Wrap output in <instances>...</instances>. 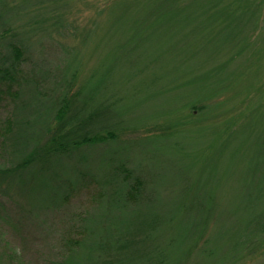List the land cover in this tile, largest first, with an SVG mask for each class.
Listing matches in <instances>:
<instances>
[{
  "label": "rangeland",
  "instance_id": "rangeland-1",
  "mask_svg": "<svg viewBox=\"0 0 264 264\" xmlns=\"http://www.w3.org/2000/svg\"><path fill=\"white\" fill-rule=\"evenodd\" d=\"M29 1L16 0L24 7L21 14L13 10L10 17L8 13L3 16L11 18L9 23L18 31L28 30V36L22 35V43L36 44V49H31V60L28 57L19 63L14 81L0 79V168L17 163L18 153L10 139L18 131L33 142L42 132L40 144L49 136L50 132L43 129L48 122L45 114L49 101H56L63 89L60 58L67 45L75 49L69 61L74 64L80 58L83 67L70 86L69 98L83 79L87 92L97 88L91 104L105 99L110 104L102 110L107 117L99 121L117 118L124 127L114 130L117 136L111 143L64 153L47 163V169L30 172L33 176H27L26 187L40 199L42 192L55 195L64 182L78 178L76 190L62 204L33 208L15 183H0V264H53L68 248L67 242L83 233L78 225L95 207L101 187L106 194L97 203L93 217L85 222L92 226L90 236L94 239L143 230L162 247L169 237L188 230L193 220L196 235L203 227L204 236L209 237L230 229L231 219L237 218L232 214L234 205L249 188L240 185L239 178L264 153V0H252L260 1L258 14L241 28L236 24L248 15L245 9H239L234 17L217 13L223 29L216 37L208 40L196 29L189 32L191 42L184 47L162 41L171 32L162 25L169 11L131 8L137 0ZM114 3L120 5L116 15L115 7L109 9ZM56 19L58 25H53ZM90 30L97 38L85 40ZM242 38L248 43L245 52L229 64L232 67L216 71L213 78H222L219 82L227 85L225 92L198 102L202 111H183L188 97H183L185 92L177 86L176 70L183 55L219 58L235 49L238 42L243 43ZM32 86L36 90L30 92ZM19 100L27 106L23 110L27 121L24 129L17 119L21 113L16 114ZM167 114L171 115L168 119L156 120ZM50 122L54 126L53 117ZM113 159L125 162L145 179L146 168L150 183L138 199L120 202L125 187H115L111 184L113 176L107 180L101 175L112 174L108 166ZM212 168L218 170L219 185L210 180ZM254 248L233 264H264V248ZM204 249L202 241H197L188 264H207ZM172 250L177 251V247L172 245ZM173 254L177 259L183 255L180 251ZM136 261L125 264H140Z\"/></svg>",
  "mask_w": 264,
  "mask_h": 264
},
{
  "label": "trees",
  "instance_id": "trees-1",
  "mask_svg": "<svg viewBox=\"0 0 264 264\" xmlns=\"http://www.w3.org/2000/svg\"><path fill=\"white\" fill-rule=\"evenodd\" d=\"M15 1L0 0V79L9 82L14 81L19 63L24 62L28 57L31 60V49H36V44L34 45L30 41V44H26L27 48L22 43V35L28 36V30L21 29L18 31L14 24L9 23L11 18L5 19L3 17L6 13L10 17L13 10H16V14H21L20 10L24 7H20ZM259 2L252 0H137V3H132L131 8L146 6L153 10L169 11L170 14L163 19L162 25L169 30L171 28V32L162 37V41L163 43H173L175 47L176 45L184 47L191 42L187 38L189 32H195L196 29H200L199 32L204 34L208 40L215 38L219 30L223 29L216 19L219 12L228 13V15L234 17L239 9H245L248 15L242 16L236 24L237 27L240 26L239 28H241L242 24H246L252 16L258 14ZM25 3L28 4L30 1L25 0ZM115 4L111 5L109 9L115 7L116 13L111 12L116 15L120 10L118 7L120 5L115 6ZM25 8L28 7L25 6ZM2 18L4 19L2 20ZM56 20L53 25H58L59 20ZM116 21L119 20L116 19ZM180 32L182 34L179 37ZM87 33L85 34V40L97 38L93 30ZM129 34L131 33L129 32ZM224 42L227 43L228 41ZM216 43L218 44L220 41L216 40ZM247 47L248 43L243 40L241 44L238 42L235 49L222 52L223 55L219 58L200 59V56L183 55L176 69L179 80L177 86L185 92L183 97H188L187 100L184 99L182 110L185 111L189 108L201 110L202 107L198 106V102L201 103V101L215 98L225 92L227 85L224 86L223 83L219 82L222 78L213 79L216 75L215 72L222 67H225L224 69L232 67L229 64L233 63L237 56L242 55ZM190 48L194 49V45H191ZM195 49L199 50V48ZM74 50L68 45L62 48L60 85L63 89L56 101L55 98L52 101L47 97L50 100V106L45 114L48 122L43 129L47 133L50 132V134L46 141L40 144L42 132L39 138L33 142L25 140L24 136L22 137V131H18L16 136L10 139L15 145V152L18 153L17 163L11 167L0 168V183L5 180L10 184L15 183L18 189L23 190L26 197H29L28 204L33 208L39 207L40 210L52 208L68 199L77 188L78 178L64 182L63 186L57 189L55 195L42 192L40 195L43 197L40 199L26 187L27 176L32 174L30 172L37 169L39 171L47 169V163L50 162L51 164L53 160L61 158L64 153L80 152L89 146L98 145L100 147L102 144L111 143L117 136L114 130L124 127L121 120L117 118L112 121H99L107 117L106 112L102 110L110 104L106 99L102 102L96 101L98 103L95 105L91 104L92 100H95L94 95H97V88L87 92L82 85L83 79L73 92V98H69L70 86L77 74L83 70L80 58L76 59L74 64L69 61V56H72ZM194 53L197 52L193 50L192 55H195ZM33 84L35 83L33 82ZM34 90L36 88L32 86L30 92ZM35 92L37 93V91ZM38 96L42 95L38 94ZM31 101L32 99L28 101V105ZM26 108L27 106L20 100L16 103V114L21 113L20 118L17 119H19V126H22V129L27 127V121L23 116V110H26ZM170 116L167 114V116H160L156 120L163 121V119L166 120ZM50 117H53L55 121L54 126L50 125ZM156 124L158 122L149 125L155 126ZM117 160L113 159L108 166L112 174L103 173L101 175L107 180L113 176V182L111 183L113 186L125 187L120 202L130 203L147 191L146 188L150 183V179L145 167L143 169L146 172V179L127 168L125 162H117ZM249 169L239 178L240 185L249 186V188L243 193L239 202L234 205L232 214L237 218L235 220L231 219L230 229L228 228L222 235L209 237L210 235L204 236L206 229L204 230L203 227L196 235L194 233L196 222L193 223V220L188 230L177 236L169 237L166 242L167 245L165 244L162 247L156 244L155 237L146 235L143 230H141L142 232H114L102 238H92L90 236L92 226L89 227L85 222L93 217V214L97 211V203L106 194V190L99 186L101 187V193L98 195L95 207L82 217L81 226L78 225L80 232L83 231V233L67 242L69 244L68 248L63 250L61 257L53 261V264H125L133 259H137L136 262L140 264H182V262L188 264L192 248L197 241H202V245L205 247L207 264H233L245 254L246 250L254 251V247L264 248V153H262L260 161ZM217 175L218 170L215 168L210 178L213 185H219L217 184ZM95 178L99 182L100 178L98 176ZM19 181L22 183L20 184ZM118 229L119 226H117ZM222 239L224 240L223 244L220 242ZM172 245L177 247V251H170ZM209 246L210 248H208ZM179 251L183 255L180 259H177L173 252Z\"/></svg>",
  "mask_w": 264,
  "mask_h": 264
}]
</instances>
